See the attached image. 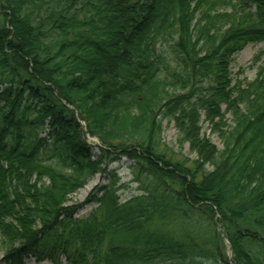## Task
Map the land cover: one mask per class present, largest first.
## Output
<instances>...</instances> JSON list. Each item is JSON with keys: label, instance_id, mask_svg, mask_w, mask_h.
<instances>
[{"label": "trees", "instance_id": "1", "mask_svg": "<svg viewBox=\"0 0 264 264\" xmlns=\"http://www.w3.org/2000/svg\"><path fill=\"white\" fill-rule=\"evenodd\" d=\"M263 56L264 0H0V264H264Z\"/></svg>", "mask_w": 264, "mask_h": 264}, {"label": "rangeland", "instance_id": "2", "mask_svg": "<svg viewBox=\"0 0 264 264\" xmlns=\"http://www.w3.org/2000/svg\"><path fill=\"white\" fill-rule=\"evenodd\" d=\"M262 44L257 45H248L246 46L239 54H237L234 57V60L231 64V74H232V80L233 83L236 82H249L254 80L256 77V71L259 64H256L253 66V58L259 53L260 49H262ZM264 59V56L261 58V60ZM260 60V61H261ZM226 120L230 121V116L226 115ZM206 124H202V132L210 137L213 144L220 150L221 144L218 141V139L215 137L216 135H210L209 130L206 127ZM163 130L161 138L162 141L168 145V147H172L174 150H179V144L177 143V131L173 128L172 124L167 123L166 121L162 123ZM88 143L91 144H98L97 141L93 139H88ZM182 153L184 155L188 154L187 145H184L182 148H180ZM192 157V156H191ZM129 162L127 160L123 159L119 164H111L108 166L107 171L111 172L114 171L116 173L117 178L122 181V183L127 184V188H124L120 191H118L117 195H119L120 202L124 203L134 196L138 195L139 192H141V188L136 183L135 180V174L134 172L129 168ZM109 179L106 177L105 174H99L96 175L95 178H93L84 188L79 190L77 193L70 196L69 203L72 204H78L82 203L88 195L94 192L96 188H99L102 185L107 184ZM92 206H86L80 213L79 216L85 215L91 211ZM224 243V249L228 253V256L230 257L229 251V244L228 242H225V240L222 241ZM1 253H0V259H1ZM36 260H28L25 264H51L48 261L43 262H35ZM62 264H65L64 261H61Z\"/></svg>", "mask_w": 264, "mask_h": 264}]
</instances>
